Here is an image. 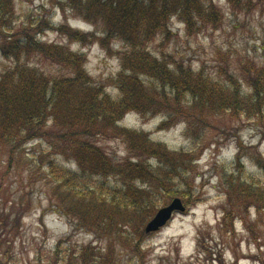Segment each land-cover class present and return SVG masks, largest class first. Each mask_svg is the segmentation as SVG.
<instances>
[{
  "label": "trees",
  "instance_id": "trees-1",
  "mask_svg": "<svg viewBox=\"0 0 264 264\" xmlns=\"http://www.w3.org/2000/svg\"><path fill=\"white\" fill-rule=\"evenodd\" d=\"M226 1L233 10L255 5L253 0ZM58 5L62 13L70 11L101 31H78L44 16L34 26L14 29L15 2L0 0V54L11 61L0 73V150L10 166L28 143H44L47 159L41 154L35 160L45 169L56 210L92 232H99L101 225L112 226L117 213L128 217L131 211L143 213V219L134 223L141 231L163 199L180 194L171 183L191 168H182L176 160L199 149L208 116L231 115L264 124V65L241 57L244 88L228 71L221 70L222 80L215 81L203 69L194 70L170 55L159 58L150 50L154 35L169 34L172 18L189 34L221 19L214 0H59ZM47 31L80 45L98 42L109 52V41H121L116 53L120 70L108 78L115 93L94 81L85 67V53L43 40ZM40 61L56 70H43ZM127 113L141 118L160 113L161 128L182 123L187 135L195 138L187 152L172 151L147 132L119 125ZM194 125L199 127L196 132ZM106 136L124 141L126 154L119 160L99 145ZM149 158H156L158 165L151 167ZM137 179L145 187H137ZM148 186L156 188L149 191ZM244 187L235 186L238 196L247 195ZM199 200L200 196L195 198ZM254 201L261 203L259 197ZM9 215L0 210V246L7 244L0 250V264L9 261L7 235L19 225L16 215L9 226ZM86 253L84 249L79 254ZM100 264L110 263L107 259Z\"/></svg>",
  "mask_w": 264,
  "mask_h": 264
},
{
  "label": "rangeland",
  "instance_id": "rangeland-1",
  "mask_svg": "<svg viewBox=\"0 0 264 264\" xmlns=\"http://www.w3.org/2000/svg\"><path fill=\"white\" fill-rule=\"evenodd\" d=\"M58 1L14 0V29L34 26L44 16L78 31H101L98 25H91L70 11L62 13ZM253 2L255 5L249 10H233L226 0H214L223 17L214 24L201 25L191 34L183 23L172 18L169 34L165 31L154 35L148 43L150 50L159 58L170 55L194 70L203 69L215 81L222 80L221 70L228 71L245 88L241 57L264 65V2ZM41 38L85 53V67L94 81L105 84L107 92L115 93L108 78L120 70L116 53L122 47L121 41H109V52L98 42L80 45L52 31ZM10 63L0 54V73ZM39 65L47 72L56 70L47 61H40ZM238 118L223 114L207 117L200 132L199 149L176 160L182 168H191L171 183L180 192L177 197L185 210L151 232L143 230L146 223L172 197L162 200L144 220L141 231L134 223L135 219H143V213L131 211L129 217L117 213L112 226L101 225L99 232H92L56 210L45 169L35 160L41 154L47 159L44 143H28L14 155L10 166L7 154L0 150V210L11 214L9 226L19 215L17 230L7 235L11 242L7 264H100L107 259L110 264H264V124ZM163 120L160 113L144 118L127 113L119 125L147 132L151 139L172 151L187 152L195 137L187 135L182 123L161 128ZM198 128L194 125L192 131ZM99 145L115 160L126 154L122 138L106 136ZM148 163L155 167L159 162L149 158ZM135 183L145 187L138 179ZM242 184L248 190L246 196H238L235 190ZM155 188L148 186L147 190ZM198 196L200 200L195 201ZM258 197L261 203L255 204L259 203L254 201ZM6 245L1 244L0 250ZM84 249L87 253L81 257L79 253Z\"/></svg>",
  "mask_w": 264,
  "mask_h": 264
},
{
  "label": "water",
  "instance_id": "water-1",
  "mask_svg": "<svg viewBox=\"0 0 264 264\" xmlns=\"http://www.w3.org/2000/svg\"><path fill=\"white\" fill-rule=\"evenodd\" d=\"M185 206H183L181 199L174 197L170 203L160 207L153 217L146 223L144 230L151 232L157 230L160 226L165 225L173 216L175 212H183Z\"/></svg>",
  "mask_w": 264,
  "mask_h": 264
}]
</instances>
